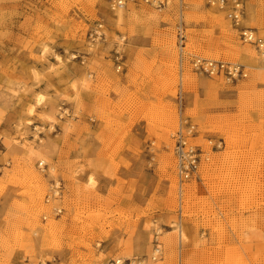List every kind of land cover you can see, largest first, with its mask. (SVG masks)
Here are the masks:
<instances>
[{"label":"rangeland","instance_id":"1","mask_svg":"<svg viewBox=\"0 0 264 264\" xmlns=\"http://www.w3.org/2000/svg\"><path fill=\"white\" fill-rule=\"evenodd\" d=\"M125 1L116 25L111 0H0V264H264V57L237 49L264 51L218 0H183L182 56L177 1ZM244 3L264 38V0ZM193 56L247 76L197 74ZM181 120L206 152L183 195Z\"/></svg>","mask_w":264,"mask_h":264},{"label":"built area","instance_id":"2","mask_svg":"<svg viewBox=\"0 0 264 264\" xmlns=\"http://www.w3.org/2000/svg\"><path fill=\"white\" fill-rule=\"evenodd\" d=\"M154 3L158 2L160 8L165 7L172 0H148ZM180 5L179 21L177 24V41L179 44L180 53L183 56L186 48V26L184 21L183 0H175ZM212 5H218L219 10H223L227 15L228 20L239 30V36L242 43L255 46L264 51V38L259 36L256 30L246 28L241 25L245 14L244 0H218L210 2ZM113 8H124L125 0H111ZM192 70L197 74H203L209 77H222L227 82H235L247 76L245 68L242 65L225 62L221 60L208 59L201 56H193L190 60ZM182 104V101H181ZM198 134L197 126L188 120H181L180 126L174 135V155L176 159V168L179 177L180 192L183 195L184 185L191 182L197 176L203 161L206 160V152L200 145L192 142ZM43 162L40 166H43ZM60 186L57 183L51 189L50 194L46 197V203L56 199L59 196ZM61 211L58 210L57 213ZM161 249L155 250V255L159 256Z\"/></svg>","mask_w":264,"mask_h":264},{"label":"bare ground","instance_id":"3","mask_svg":"<svg viewBox=\"0 0 264 264\" xmlns=\"http://www.w3.org/2000/svg\"><path fill=\"white\" fill-rule=\"evenodd\" d=\"M156 7H160L158 2H155L153 3ZM170 4V2L168 3ZM122 9H119V8H114V9H111L109 11V19L116 25H120V22H121V17H122ZM237 53H239V55L243 58V59H246L248 60L249 62H256L258 59H260L261 57L263 58L264 55L262 51L260 52H256L254 50H250V49H244V50H241V49H237ZM75 57V56H74ZM56 58L58 59V63H62L63 60L59 57V56H56ZM183 83H185L187 86H195L196 85V82L194 79H191V78H186L185 80L182 79ZM49 150H51L50 148V145H40L38 146V155H46L49 153ZM43 156V159H45ZM167 162V161H166ZM165 162V163H166ZM168 166V164H166V167ZM53 176V175H52ZM32 183H37V181L35 180V177H33V179H30ZM89 182L90 184L94 185L95 184V180L94 178L92 177V175L90 176L89 178ZM57 185H59L58 182H56ZM34 196L33 198L35 200L39 199V197L41 196V189L39 187H35V192H34ZM179 229L177 230V233H179V239L180 240H183L185 237V234H184V230H183V225H179L178 227ZM169 246L172 245V242H168ZM159 249V248H158ZM120 263V261H119ZM149 264H153L152 261H150Z\"/></svg>","mask_w":264,"mask_h":264}]
</instances>
